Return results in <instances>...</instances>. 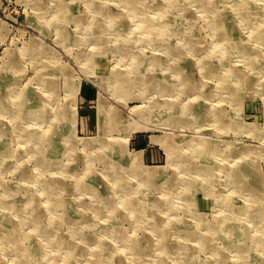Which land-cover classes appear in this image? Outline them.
<instances>
[{
    "label": "rangeland",
    "instance_id": "obj_1",
    "mask_svg": "<svg viewBox=\"0 0 264 264\" xmlns=\"http://www.w3.org/2000/svg\"><path fill=\"white\" fill-rule=\"evenodd\" d=\"M87 1L0 0V98L4 92L23 95V103L32 105L24 128L36 137L9 144L7 166L0 175L8 185L22 181L18 195L21 205L27 198L26 188L32 189L41 201L43 215L54 217L51 234L41 242L49 255H54L50 262L120 264L116 257L134 258L129 248L139 240L141 264H264L259 258L264 249L255 244L264 239V0H177L187 8L175 13L168 10L167 18L178 17L174 21L181 24L173 30L180 31L174 35L164 32L165 37L157 40L155 26L149 34L140 29L150 16L155 25L161 23L156 7L169 0H146L141 17L123 9L120 0H91L90 6ZM66 4L74 17L63 22L64 41L55 17L62 19L60 10ZM246 4L251 9L248 15ZM103 6L115 11L116 16L127 14L126 19L116 22L114 31L89 28L99 15L94 9ZM216 20L222 30H231L237 38H221L212 27ZM143 36L150 42L142 43ZM125 38L130 40V48L125 53L114 51ZM190 46L194 53L187 50ZM102 47L112 48L111 54L98 53ZM180 51L183 57L177 56ZM88 53L94 69L87 70ZM209 65L212 71L202 75ZM98 68L103 72L96 74ZM115 69L147 77L149 82L144 87L143 78L144 82L123 89L118 85L119 74L110 77ZM236 71L245 79L239 77L236 91L229 92L219 78ZM41 73L51 85L40 80L37 74ZM163 80V87L156 84ZM229 82H233L231 77ZM190 85L192 89L184 90ZM39 96L46 105L43 108H35ZM2 103L0 99V112L6 107L14 113L11 97ZM174 103L177 110L170 107ZM45 109L46 119L35 117ZM63 109L74 114L72 123L61 119ZM110 110L116 111L111 122ZM179 110L184 112L182 119L175 116ZM218 110L222 119L215 116ZM11 114L0 116L1 123L15 124ZM186 117L190 122H185ZM53 127L58 136H49ZM62 135L74 139L72 146L62 142ZM193 140L202 141L205 148L191 152L187 146H192ZM39 143L57 163L39 168L34 150ZM170 144L173 155L167 153ZM3 156L1 153L0 160ZM238 160L242 161L234 165ZM244 161L254 169L239 174L235 181L224 176L220 166L232 174ZM208 162L213 166L204 178L185 169L189 164ZM20 168L28 178H18ZM257 173L263 181L261 187L254 195L244 192L245 180ZM35 175L38 182L46 179L64 185L42 191ZM83 180L90 181L99 193L80 185ZM117 183L122 187L117 188ZM3 195L0 186V197ZM111 196L118 201L120 196H130L141 204L130 209L123 204L110 207ZM168 196L171 198L167 200ZM57 200H64L66 209L56 205ZM6 213L5 209L0 211L3 217ZM151 215L165 222L164 230L175 223L186 229L163 240L164 234L150 225L155 220ZM231 222L236 223L232 232ZM113 224L122 234L112 237L109 252L99 254L106 262L97 263L92 260L93 252L100 247L95 249L94 240L82 238L81 233L95 231L100 238V231ZM30 230L32 225L24 223L22 231ZM203 241H214L219 253L205 251L208 247ZM167 243L176 247L163 249ZM21 244L28 250L36 239L26 236ZM4 250L0 243L4 264H16V255Z\"/></svg>",
    "mask_w": 264,
    "mask_h": 264
},
{
    "label": "bare ground",
    "instance_id": "obj_2",
    "mask_svg": "<svg viewBox=\"0 0 264 264\" xmlns=\"http://www.w3.org/2000/svg\"><path fill=\"white\" fill-rule=\"evenodd\" d=\"M32 1L36 2V0H32ZM201 1L203 2V0H201ZM120 2H121L122 8L129 10V12H132L131 14L134 15L135 17H141L143 15V10L145 9L144 4H146L145 3L146 0H120ZM237 2L246 3L247 0H238ZM91 3L93 4V2L91 0L87 1V4L89 6L91 5ZM188 4H191V3H188ZM156 8H157L158 13L161 15V18H162L161 23H159V24L156 23V25H155V22L151 18V16L147 17V19L143 20V27L140 29V31L142 33L144 32V34H149V33L153 32L152 29L155 26V28H156L155 35L156 36H154V35L153 36L156 40L162 39V37H165L164 32H170L173 35L178 33L180 31V29L178 32H174L173 29L176 28L178 25H180L181 22L178 20L174 21L176 18H178L175 16H171L170 19H168L167 14L171 10H173V13H175V12H179V10L185 9L187 7H185L181 2L178 3L177 0H169V2L165 3V4L160 5L158 3V7H156ZM244 10H245V13L248 15V13L251 9L246 4ZM94 11L96 13H98L99 15H97L98 17L95 18V21L93 24L91 22V24L89 25V28H98L97 30L103 29V31H104V29L114 31L116 29V27H115L116 22L117 21L119 22L121 20L126 19V15H127V14H125L123 16H119V15L116 16L113 13L115 11L112 12L108 6H106V7L103 6V7L97 8V9L95 8ZM60 16H63L62 19H59V17H55L56 26H58L57 30H58L59 34L61 35V38L65 41L66 35H65L63 22L74 17V14L71 10V6L68 4L64 5V8H62L60 10ZM212 27L216 32H218V35H220V37L223 39L235 40V38H237L236 35L231 34V30L230 31L222 30V26L218 23L217 20L213 22ZM106 32H108V31H106ZM91 33H93V32H91ZM255 33H257V31ZM258 34H259V32H258ZM97 35H101V34L97 33ZM150 40L151 39H147L146 36H143V38H141L140 41L143 43V41H149L150 42ZM118 44L120 45L118 47L119 49H117V50L113 49V50L116 52H122V53H125V51H127L131 46L130 40L128 38L122 39L121 42H118ZM236 49L237 48H235L234 51ZM251 49L252 48H250V50ZM187 50H190L189 53H194L195 48L193 46H190V47H188ZM241 50L244 52V49H241ZM111 51H112V48H110V47H107V48L102 47L99 50H97L98 53H104V54L108 53L109 55L111 54ZM177 56L183 57V51H180L179 53H177ZM90 57L91 56L88 53L86 55V60L89 62V66H87V70L95 68V65H93V63H91ZM158 62H160V61H158ZM252 62H254V61H252ZM98 69H100V68H98ZM172 69L179 71V68H177V66H175V67L173 66ZM204 69L206 70V72H202V75L207 74V72L212 71L210 65L207 67H204ZM118 71H120V70L115 69L113 72H110L109 74H110V77L114 76L115 74L120 75L118 85L123 89H126V88L129 89L134 84L144 82L143 78L146 79V82L143 83L144 87H146L147 83L149 82V79L147 77L132 76L130 73H128V70L126 71V73L125 72L119 73ZM101 72H103L102 69H100L96 74H100ZM185 72L187 73V71H185ZM37 75L39 76L40 80H42L46 85H51L50 84L51 80L45 79L43 73L37 74ZM230 77L233 80L232 83L229 82ZM239 77L244 81L245 76L242 74V72L240 73L239 71L238 72L236 71L234 75L230 74L229 76H223V77L219 78L220 84H222L223 87L227 88L226 90L229 92L236 91L237 85L239 84ZM107 81H108V75L106 78V82ZM156 84L158 86L163 87L166 84V82L164 80L163 81H156ZM112 88H114V86H112ZM189 89H192V85L184 87V90H189ZM10 97L13 99L14 113L11 114L13 111H10L8 108L5 107L2 110V112H0V116H2L4 118L7 115L11 114V117L13 116V118H14L15 124H13L12 126H7V125H5L4 122L2 124L0 121V155H1V153L4 154L2 160H0V174L7 166V161H6L5 157L8 156V150L7 149H8L9 144L13 140L25 141V140H28L31 138L32 139L36 138L34 135V132L32 133L29 130L24 128V123L26 122V119L29 115L28 114L29 113L28 107H30L32 105L30 104V106H28L27 104H24L23 103V95H21L19 92H16V91H13V93H11L10 95H8L7 93L4 92L0 99H2L3 103L5 104V101L7 100V98H10ZM42 101H43V103H42ZM35 105H36L35 108H37V107L43 108L46 106V105H44V100L42 99L41 96H39L36 99ZM176 105H177L176 103L170 104L171 109L177 110ZM32 111L33 110H30V114L32 113ZM60 112H61V119L68 120L69 124L73 122L74 114L72 112H68L65 109H63ZM109 114H110L109 115L110 116L109 122H111L110 120L116 119V117H115L116 111L115 110H110ZM47 116H48V111L46 109L44 110V112H40V113L38 112L35 114V117L43 118V119H46ZM175 116L178 119H182V117L184 116L183 110H179V113L175 114ZM185 116H186V114H185ZM215 116L217 119H222L223 118L222 111L218 110V113L215 114ZM185 122H190L188 120V117H186ZM49 134H50L49 136H52V137L58 136L57 129L53 127ZM32 135H34V136H32ZM47 139H48V137H47ZM47 139H45V140H47ZM191 139L192 138H190V140ZM56 142H57L56 143L57 146H59L61 143L60 140H58V139L56 140ZM62 142H66V144H69L70 146H72V143H74V139L72 138V140H71L70 137L68 138V137L62 135ZM193 142H194V144H191L192 146L188 147L189 144L187 146V149H190L191 152L196 151L198 148H200V149L205 148V145H203L202 141L197 142V141L193 140ZM41 143H39L34 148L35 153L37 155L39 168H44L47 165H49V163H53V162L57 163V160L49 159V157L46 154V151L42 150ZM171 145L172 144H170V146H167V153H169V155H173V148ZM62 149H63V146H62ZM207 149H208V147H207ZM63 152H64V149H63ZM192 157H193V155H192ZM241 161L242 160L234 161L233 164L234 165L238 164ZM107 163H108V161H107ZM249 163H250L249 161H244L242 163L243 166L238 168L237 170H233L232 174L228 173V171L226 170V168L224 166H220V168L221 167L223 168L225 177H228V178L232 177V180L235 181V180H237V176L239 174L244 175L246 172H250L254 169L253 167H249ZM110 164H112V163H110ZM204 164H206V165H204ZM211 166H213V165L210 164L209 162L208 163H201V164H198L197 166H193L192 164H189V166L185 167V169L190 170L192 175H197V176H201V178H204L205 173H209ZM250 166H251V163H250ZM220 168H219V170H220ZM120 169H123V168L119 167L118 170H120ZM88 170H90V169L88 168ZM16 172L18 174V178H28L29 177L27 174H25V171L21 170V168L17 169ZM89 173H90V171H87V173H86L87 179H88L87 175H89ZM260 178H261L260 175L257 173L256 175H254V178L251 177L250 179L245 180L246 183L244 184L243 191L247 192V193L251 192L254 195L256 193V191L262 185L263 181H261ZM252 179L254 181H252ZM35 181H36V183H39L40 190H42V191L50 190L52 188H59V186L64 185L63 182L50 183V181L46 180V179L38 182L36 175H35ZM170 181H173V179H171ZM21 184H22V186H21ZM188 184L191 186V184L189 182H188ZM80 185H82L83 187L89 186L92 189V192L94 194L99 193L98 189L92 183L90 184V181L88 183H86V181L83 180L82 182H80ZM0 186L4 190V195L0 197V211L2 209L7 210L6 216L3 217L0 214V243H1V245L4 246L5 253L15 254L16 256H14V259H15L16 264H52L53 262L51 263L50 261H53L54 255L50 256L49 253L45 250V248L41 245V242H43V240L47 239L49 237V235L51 234L52 225L54 224L53 223L54 217L53 216L46 217L43 215V209H42L41 201L36 196V194L33 193L34 191L32 189L26 188L27 198H26V200H24L25 201L24 204H22V205L20 204V198L18 197V195L20 192V187H23V183L21 180H19L15 185H8L5 181L2 180L1 175H0ZM116 186H117V188L122 187V185H120L118 183ZM241 191L242 190H239L238 195H240ZM121 197L122 196L119 197L120 201H118L116 198H113V196H111V198L108 199L109 206L110 207L111 206L116 207L118 204H123L124 208L130 209V208H135V204H138V203L141 204L136 199H133L130 196L126 197V198L124 197L123 198L124 200L121 199ZM170 198H171L170 196L166 197L167 200ZM82 200H84V199H82ZM82 200H81L82 204L85 205V202H83ZM54 203L58 206L61 205V207L63 209H66L67 204H65L66 202L64 200H57ZM68 204H70V202H68ZM103 205L105 206V204H103ZM239 209H240V207L236 210H239ZM238 212L239 211H235V213H238ZM153 213H154V211L152 212V214ZM248 213H250V211ZM151 216H154L155 220L153 219V221L150 222V225L153 226V229L158 231L159 234H164V237H161V238H164L163 240L167 239V241H168V238H167L168 234L170 236V234H172V233L177 234L179 231L183 232V230L186 229V228L180 229L178 224L175 223V224H172L170 227H168L166 230H164L162 227L165 226V225H163V223H165V222H159L156 215H151ZM27 222L32 225V230H30L28 232H25V231L23 232L22 231L23 224L27 223ZM235 224L236 223H234V225H233V223L231 222V224H230L231 232H232V229L233 230L235 229ZM118 229H119L118 226L115 224H113L111 227L102 229L100 231L101 232L100 238H98V232H95V231L93 233L91 231H88V232L86 231V233L85 232L84 233L79 232L82 234V238H84V239L87 238L88 241L94 240L93 242L96 244V246H94L95 249H98V247H100V249H98L94 252L91 249L90 253L93 252V259L92 260L95 259V261H97V263L98 262H102V263L106 262V259L99 257V254L101 253L102 250L105 252L110 251L109 246L112 242V240H111L112 237L122 234V232ZM157 229H161V230H157ZM227 230H228V228H227ZM84 234H86V236H84ZM26 236L31 237V238L33 237L36 239L35 246H32V248H29L28 250H26V248H24L21 244V239L23 237H26ZM213 237H215V235ZM138 241L139 240H134L132 245L129 248V250L131 249V251L135 253L133 255L134 258L131 257L132 259L128 260L127 258H121V256H120V257H116L115 262L120 263V264H141V261H140L141 257H139V255H137V254H140L142 249L139 247L140 245L138 244ZM54 242L56 243V241H54ZM203 244H206L204 246L208 247V250L205 249V251H209V252H211V254H214V255H217V253H219L218 249L217 250L215 249L214 241L213 242L203 241ZM255 244L257 246L260 245L264 249V239L259 240ZM175 247H176V244H174V243H167L166 245L162 246V248L165 250H167V248H175ZM95 249H93V250H95ZM239 249L245 250L244 246L243 247L240 246ZM16 253L18 255H20V258L17 257ZM144 253H145V251H144ZM263 253H264V251H263ZM1 258H2V256L0 257V264H4V261ZM259 258L264 260V255L263 256L259 255ZM66 264H69V263H66Z\"/></svg>",
    "mask_w": 264,
    "mask_h": 264
}]
</instances>
